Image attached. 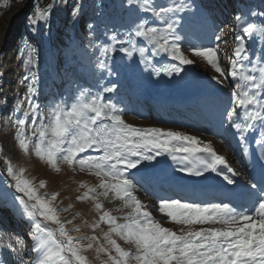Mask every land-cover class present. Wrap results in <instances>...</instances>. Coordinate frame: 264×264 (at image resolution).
<instances>
[{"label":"snow or ice","instance_id":"obj_1","mask_svg":"<svg viewBox=\"0 0 264 264\" xmlns=\"http://www.w3.org/2000/svg\"><path fill=\"white\" fill-rule=\"evenodd\" d=\"M53 7H36L30 25L47 22ZM121 8L134 18L129 16L125 24L111 29L108 39L119 47L107 42L97 45L98 68L111 76L117 72L113 65L127 58L132 67L138 56V64L149 77L183 79L187 66L196 62L184 51L202 58L216 74L208 78L209 85L230 87L218 105V126L232 130L242 155L252 157L250 163L257 174L247 176L244 183L234 179L245 173L238 172L211 143L196 135L125 123L112 98L105 99V94L117 93L115 81L98 84L95 92L83 88L78 94L54 93L47 104H39L38 79L31 71L36 66L37 49L28 46L22 78L28 83L21 101L26 102L27 110L17 104L14 110L22 115L5 117L15 129L14 140L20 150L34 152L54 171L64 164L74 172L95 176L99 183L81 185L86 191L77 199L92 200L100 213L98 221L90 225L92 230L106 224L108 231L102 235L103 243L95 235L74 237L72 233L80 228L69 230L67 225L73 221L60 220V213L67 209L53 205L57 194L40 196L38 190L45 183L36 185L23 178L24 169L2 157L8 188L15 194L5 193L0 212H9L14 219L19 216L18 223H26L28 231L21 236L5 230L6 217L0 215V248L10 250L0 252V264H89L84 253L93 248L101 264H264V25L246 22L242 12L235 16V47L228 58L230 65L225 66L219 56L220 45L229 42L223 30H213V44L182 43L194 24L205 21L206 10L193 0H122ZM82 11V0H76L74 21ZM251 15L264 17V11H252ZM87 28L90 35L95 34L94 23H88ZM105 29L107 34V25ZM244 36L260 38L257 51L246 46ZM117 52L123 54L119 59ZM251 133L256 135L249 142ZM221 143L227 141L221 137ZM161 157L169 158L172 165H162ZM158 167L165 169V175L182 173L188 181L214 182L217 190L168 194L161 178L152 175ZM140 191L151 205L138 198ZM100 197L119 200L121 208L116 211L127 212L112 215L98 202ZM156 212L165 217L164 222L179 226V231L154 219ZM118 240L129 248H122Z\"/></svg>","mask_w":264,"mask_h":264},{"label":"rangeland","instance_id":"obj_2","mask_svg":"<svg viewBox=\"0 0 264 264\" xmlns=\"http://www.w3.org/2000/svg\"><path fill=\"white\" fill-rule=\"evenodd\" d=\"M89 2L88 6H83V11L79 14V20L74 21L71 14L62 28H59L55 23L59 22L61 25L65 22L67 10L63 3H57L53 7L48 21L38 22L39 25L42 24L40 25L41 28L34 30L32 35H28L27 19L34 18L36 7L46 9L50 4H53V0H41L37 5L31 4L30 0H0V102L6 101V105H0V200L5 198V193L15 194L8 188L10 181L3 170L5 166L2 157H7L15 168L24 169L23 178L33 181L36 185H39L41 181L45 183V187L38 190L40 196L57 194V199L53 202V205L58 209H67V211L60 213V220L73 221L74 225H67L69 230L73 227L80 228V232L72 234L74 237L95 235L101 238L103 243L102 235L108 231V226L101 224L95 231L90 227L98 221L100 215L94 209V202L92 200L80 201L77 199L86 191V188L81 187V185L94 186L99 183L98 179L87 173L74 172L64 164L59 166L60 170L58 172L54 171L46 163L35 157L34 152L24 153L14 140L15 129L11 126V120L5 118L22 115L21 112L14 110V106L17 104L21 109L27 110L26 102L21 103V101H24L26 84L28 83V81L22 79L25 75L23 63L28 56V46L37 49L36 66L31 71L36 74L38 79V103L41 105L47 104L54 93L78 94V89L83 88L95 92L98 84L115 81L119 85L117 93L105 94V99L112 98V102L122 111V118L125 123L140 128L178 129L185 134L196 135L203 142L211 143L213 147L214 144H218L220 148L219 150L216 149L217 153L226 156L227 159H229V152L237 151V146L226 138L224 129L214 133L213 127H209V125L206 127L207 124L202 129H195L191 123L184 121L176 113L170 111L158 115L160 119H153L150 115L154 114L155 108H149V105L143 104L137 99L139 93L140 96H143L141 94L143 90L141 84L145 80H147L146 82L159 81L162 87L165 84L164 81L172 79L164 77L163 80L155 76L150 78L147 73L142 71V65L138 64V56L136 57L137 64L132 67L129 66L131 62L127 58L124 59L122 64L113 65L119 75H117V72H112L109 76L107 72L98 68L97 62L101 57L97 45L107 42L119 47L116 41L108 39L112 34L111 29L113 26L119 28L121 24L128 21L129 16L134 18V14L121 8L122 0H89ZM158 2L165 3L167 0H158ZM193 2L196 6H202L206 10L205 21L194 24L187 31V39L182 43L187 46L190 42L198 44L207 40V42H210L209 44H213L215 43L214 39H210L213 30H223L224 38L229 42L220 45L219 56L225 66L230 65L228 58L232 56L235 47L233 40L237 32L235 16L242 12L246 17V22L264 25V17L259 15L253 17L251 15L252 11L257 13L264 11V0H193ZM114 4L116 7H114ZM74 5L72 6V12ZM88 23L96 25L94 35L89 34ZM105 25L108 26L107 34ZM121 31L123 32V29ZM241 34L243 35V33ZM124 36L126 37V33H124ZM244 40L249 49L254 52L258 50L260 38L250 40L247 36H244ZM184 54L196 62L194 65L187 66L189 70L184 74L183 79L186 81L202 79L205 88L206 86L211 88L208 78L216 75L214 71L202 58L193 57L188 51H184ZM122 55V53L117 52V59ZM109 64H111V61H109ZM139 74H142V76H139ZM220 87L213 88L219 89ZM220 89H223L224 92L228 89V93H230V87H221ZM43 114L47 116L46 112ZM210 119H212V116ZM201 132L203 135H201ZM26 135L31 139L30 131H27ZM221 137L227 141L226 144L221 143ZM237 155L239 157V154ZM232 166L240 172V169H238L239 164L236 161L232 162ZM138 196L148 205L153 203L142 191L138 193ZM98 202L104 205L105 210L111 211L112 215L122 216L127 212V210L116 211V209L121 208L119 200H106L100 197ZM0 215L6 217L5 230L19 233L21 236L27 233L28 225L23 222L18 223L19 216L14 219L13 215L7 211L0 212ZM153 215L157 221H165V217L158 212L153 213ZM48 226L56 227L55 225ZM163 226L179 231V226L170 222H164ZM89 242L84 241V243ZM117 242L125 250L129 248V245L123 241L118 240ZM0 252L9 253L10 250L0 248ZM84 255L88 258L89 264H101V261L96 258L95 248L87 251Z\"/></svg>","mask_w":264,"mask_h":264},{"label":"bare ground","instance_id":"obj_3","mask_svg":"<svg viewBox=\"0 0 264 264\" xmlns=\"http://www.w3.org/2000/svg\"><path fill=\"white\" fill-rule=\"evenodd\" d=\"M206 42L207 40H205L202 43L205 45L210 43L209 41L207 43ZM140 75L142 76V74H139V76ZM146 81L147 80L143 81L141 84V87L143 88L141 94L143 96H140L139 93L137 99L143 100L146 104L149 105V108L152 109L155 108V110H158V113H155L152 116L150 115L151 117H153V119L156 120L160 119L158 115H162L163 113L168 112L170 110L171 112L178 113L181 119L184 118L185 121L191 123L195 127V129H202L205 127L206 122L208 125L207 116H212L213 118H215L212 121L213 127L216 129H221L218 126V121L220 117L217 107L218 105H220L223 98L227 94H229L228 93L229 88L227 89V91L225 90L226 92L222 91L223 89H220L221 87L219 88V90L213 87L210 88L208 86H206L205 88L202 79H192L190 81H186L184 79L180 80L179 78H175L170 80V82L169 80L164 81L163 83L165 84H163L162 87L160 86L159 81L156 82L154 81L146 82ZM148 83H150L151 85H149ZM150 96L153 97L151 98ZM156 100L157 102H155ZM211 106H215V108L211 109ZM224 130H225V134H227L230 138H233L235 142H237V139L231 134L232 130L230 129H224ZM174 131H179V130L175 129ZM255 135L256 133H251L248 136V141L251 142L254 139ZM219 148L220 147L218 144H214L215 150L216 149L219 150ZM238 152L240 154L239 156L240 159L242 158L244 159L245 157L241 153L240 145L238 146ZM239 157L237 155V152H232V151L229 152L228 154L229 159H227V157L225 156V158L227 159L229 164H231V166H232V162L234 161H236L239 164L238 169H240V172H244L245 175L241 177H235L234 179H238L239 182L244 183L248 174L246 169L244 168V160L242 159L243 160L242 162L239 159ZM158 159L161 160L162 165H168V166L172 165V161L167 157H161ZM164 173H165V169L163 167H158L152 175L161 178L163 189L167 192L173 191L175 193H179L183 195L184 193H191L192 191H196V192L206 191L208 193H214L217 190L214 182L196 183V182L188 181V178L184 177L182 173L172 172V173H168L167 175H165ZM161 194H163V192H161ZM138 198L140 199V196H138Z\"/></svg>","mask_w":264,"mask_h":264},{"label":"trees","instance_id":"obj_4","mask_svg":"<svg viewBox=\"0 0 264 264\" xmlns=\"http://www.w3.org/2000/svg\"><path fill=\"white\" fill-rule=\"evenodd\" d=\"M40 1L41 0H34L33 5L39 4ZM108 1H110V0H108ZM57 3H63L64 7L67 10L66 11V19H65V22H63V24H61V25L59 24V22L55 23V24H57V26L59 28H62V27H64V24L66 23V20H68L70 18L71 14H72L71 13L72 12V6L76 3V0H53V4L52 5L55 6ZM82 3H83V6H88L90 4L89 0H82ZM26 24L28 25V27H27V29L29 31L28 32V35H32L33 31L36 30V29H38V28H41L40 25H42V24L39 25L37 23V25L32 26V25H30L29 19H27ZM51 28H52V26H51ZM71 225H74V224L72 223ZM73 233L75 234V232H73Z\"/></svg>","mask_w":264,"mask_h":264}]
</instances>
